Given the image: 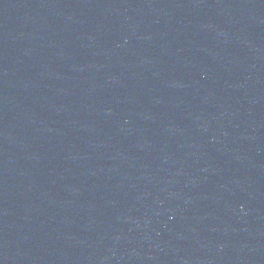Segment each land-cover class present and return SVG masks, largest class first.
I'll list each match as a JSON object with an SVG mask.
<instances>
[{
    "label": "water",
    "instance_id": "obj_1",
    "mask_svg": "<svg viewBox=\"0 0 264 264\" xmlns=\"http://www.w3.org/2000/svg\"><path fill=\"white\" fill-rule=\"evenodd\" d=\"M0 264H264V0H0Z\"/></svg>",
    "mask_w": 264,
    "mask_h": 264
}]
</instances>
